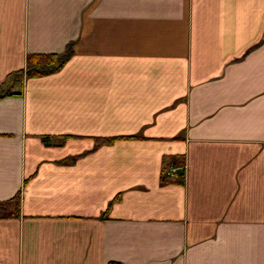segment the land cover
<instances>
[{
  "label": "crops",
  "instance_id": "1",
  "mask_svg": "<svg viewBox=\"0 0 264 264\" xmlns=\"http://www.w3.org/2000/svg\"><path fill=\"white\" fill-rule=\"evenodd\" d=\"M17 195L0 264H264V0H0Z\"/></svg>",
  "mask_w": 264,
  "mask_h": 264
},
{
  "label": "trees",
  "instance_id": "2",
  "mask_svg": "<svg viewBox=\"0 0 264 264\" xmlns=\"http://www.w3.org/2000/svg\"><path fill=\"white\" fill-rule=\"evenodd\" d=\"M67 55L68 54H65L64 56H58V55L54 54V55H47V56L42 57V63L45 64L44 72L56 71L59 68V66L57 65L58 61H59V63H63L66 60L65 56H67ZM40 73H42V72H40ZM102 141H111V140L110 139H104ZM183 166L184 165H182L180 167H183ZM175 175H178L177 177L179 179L184 180L185 175H184V172L182 170H180V172H178ZM20 205H21V201H20V197L18 195L9 199V200L0 201V217L2 215L18 216L20 213ZM110 264H118V263L113 262Z\"/></svg>",
  "mask_w": 264,
  "mask_h": 264
},
{
  "label": "built area",
  "instance_id": "3",
  "mask_svg": "<svg viewBox=\"0 0 264 264\" xmlns=\"http://www.w3.org/2000/svg\"><path fill=\"white\" fill-rule=\"evenodd\" d=\"M168 174H172V173L168 172Z\"/></svg>",
  "mask_w": 264,
  "mask_h": 264
}]
</instances>
